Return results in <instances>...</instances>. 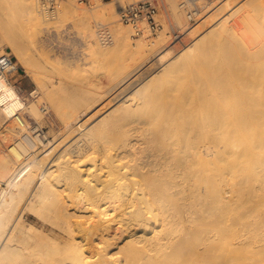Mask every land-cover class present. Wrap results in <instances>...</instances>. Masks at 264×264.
Wrapping results in <instances>:
<instances>
[{
    "label": "bare ground",
    "instance_id": "obj_1",
    "mask_svg": "<svg viewBox=\"0 0 264 264\" xmlns=\"http://www.w3.org/2000/svg\"><path fill=\"white\" fill-rule=\"evenodd\" d=\"M234 1H224V5L219 3L220 6L214 5L217 3L214 2L204 7L199 21L202 27L195 32L201 34L207 28L213 29L180 55L181 59L187 58L190 62L185 60L168 68L172 72L174 69H185L189 74L200 70V74L197 78L189 77L193 81L185 84L184 87L188 88H183L185 90L175 99L172 94L171 98L166 97L170 96L167 95L169 90L173 91L171 85V89L167 87V93L163 89L166 104L169 103H162L164 95L156 100L158 104H164L163 108L155 107V103L152 105L150 102L154 100H144L133 107L130 99L112 110L105 120L108 123H102L103 117L101 122L91 127V124H71L76 111L65 113V124L61 129L62 152L44 172H40L44 168L43 160L32 159L34 155L28 146L16 137L9 152L18 165L29 164L26 166L31 167L27 172L20 167L22 171L17 172L15 179L11 171L18 167L10 165L14 161L3 158V164L0 163L1 176L5 170L9 171L10 179L2 178L7 179L11 190L0 202V264L13 260L10 253L18 255L24 250L19 244L26 241L30 245L27 249H36L37 254L32 255L38 258L24 259L26 262L19 264H37L38 260L41 264H114L115 255H121L120 252L123 257H117L123 258L122 264H163V260L173 261L174 258L176 261L180 258L179 252L184 249L183 240L195 231L187 224L197 226L206 220L212 222L210 229L206 226L203 245L205 249L215 246L216 250L230 251V259L223 264H238L235 255L239 246L256 233L260 234L258 238L264 244V61L257 60L262 52L264 54V42L261 41L263 51L260 55H256L259 50L255 49L259 43L256 35L264 32V20L261 22L259 18L260 12L264 13V3L262 0H251L232 13V16L240 13L238 17L242 25L251 29L257 42L254 51L250 45L252 35L247 32L249 30L240 33L244 26L236 29L228 19L219 20ZM75 2L65 0L59 11L61 17L58 23L70 10L79 14L74 9ZM32 3L34 1L26 5ZM169 3L172 20L177 24H189L178 0H170ZM34 10H31V15L35 14ZM121 11L122 6L119 15ZM111 14H116L113 6ZM31 15L30 20L27 17L30 22L41 24L38 14H35L37 17ZM53 16L56 19L57 12ZM259 22L262 29L258 26ZM122 27L116 23L113 29L116 38L109 45V51L107 46L100 45L98 31L89 27L86 40L99 58L126 48L132 56L145 54L148 44L141 40L137 44L131 43L130 31ZM2 30L0 17V36L2 34V38H6ZM245 32L249 34L247 41L250 39V43L243 41ZM182 36L181 33L177 38ZM164 38L162 33L156 41L159 49ZM226 42H237L238 52L242 51L239 49L245 50L247 54L244 55L247 60L250 58L249 61L223 59L195 62L197 53ZM9 43L18 51L15 40L11 39ZM231 46L218 49L231 54L235 51L237 55L234 46L233 49ZM3 52L0 51V54ZM251 57L256 58L253 60ZM16 58L17 64L33 77L31 63L28 65L21 55H16ZM6 92L7 98L2 105L6 104L0 110L4 121L19 124L14 127L8 125L16 134L20 135L24 130V112L28 111L36 121H42L44 113L35 102L31 105L24 102L13 86H9ZM94 94L95 98L87 100L88 104L105 98L98 91ZM87 103L84 104L85 109L90 107ZM146 106L149 109L152 106L150 113L145 112L149 110ZM36 139L42 146H47L38 136ZM85 162H92V165L88 167ZM22 187H26V194L32 191L29 199L32 209L42 200L44 205L47 204L49 213L45 220L52 224L46 233L33 240V236L24 235L17 217V220L14 219L18 206L13 201L21 197ZM69 198L73 205L80 207V211L90 212L91 215L87 214L86 219H76L78 216L71 212ZM114 245L118 251L112 254L109 249ZM181 258V264L188 260L185 254Z\"/></svg>",
    "mask_w": 264,
    "mask_h": 264
},
{
    "label": "rangeland",
    "instance_id": "obj_2",
    "mask_svg": "<svg viewBox=\"0 0 264 264\" xmlns=\"http://www.w3.org/2000/svg\"><path fill=\"white\" fill-rule=\"evenodd\" d=\"M25 1H27L28 3L34 1V3H32L31 5L29 4L28 6L26 5L27 2ZM41 1L42 3H40ZM45 1L46 0H0V17L3 23L2 32L3 36L6 35V38H2V34L0 36V39L2 38L3 40H6H4L3 42L1 39L0 51H4L2 54H11L12 56H14L16 61V55H21L24 59H26V62L28 61V65L29 62L31 63V65L29 66L33 67V69H30L33 71L34 76H30L26 72V70L18 64L21 68V71L17 74L16 78L20 81V86L24 90L26 103L31 105L33 104L32 102H35L34 104L41 109V113H44L42 114L44 115L42 121H36L30 114H28V111L26 110L27 112H24L25 115L22 114V117L24 118L26 124L24 125V130L20 133V135H18L12 130L13 128L9 127L12 125V127H14L16 123H12L11 121H4L5 119L0 110V163L3 164V158L6 161L9 159H12L14 161L10 165L12 167L16 166L18 167L17 169H19V171H17L16 168H13L11 171V176L15 177V179L18 175L17 172L19 173L23 169H25L27 172V170L31 167L26 166L29 164H25L23 165V167L22 165H18L15 162L13 155L9 152V147L15 142L16 137L20 138L23 141L22 136L26 131H28L29 128L39 127V130L44 136L42 140L47 143V146H42L39 143L36 148L32 149L27 145V143H25L24 141L23 142L33 153L32 156L34 155V158L31 156L32 159H34L35 161L43 160L42 162L44 163V168L41 169L40 172H44L48 171V169L53 165V161L62 152L64 144L62 143L63 131L61 129L64 128L63 124H65V113H68L72 110L76 111L73 118L75 120H73L71 124H91V127L94 124L101 122V119L103 117L104 121L102 123H108L105 120L110 115L112 110L115 109V107L122 106L125 101H129L130 99V103H134L133 107H137L138 104H142V101L144 100H146L147 102L154 100L153 102H150L152 103V105L153 103H155V107L157 106L159 107V109H161V107L163 108L164 104L162 106L161 103L158 104L156 100H160V97L164 95L161 101L162 103L164 101L166 104V100L167 98H171V94L175 99V96H177L179 93L181 94L182 90H185L183 88H188V86L184 87V85L188 82L193 81L190 78H194V76H196L197 78L198 74H200V70H195L194 74H189L185 71V69H181L178 71L174 69L172 72V69L170 71L168 70V68L174 63L187 60V58L181 59L180 55H182L188 48L192 47L194 43L201 39L203 36L208 35L211 29H213V27L207 28L201 34H196L195 31L198 29V27H202V25L200 24L201 22H199L195 26H191L187 22H182L181 24L175 23V21L172 20L173 16L172 9H170V0H164L165 7L160 12L162 17L161 22L163 25V30L158 34H153L151 33L148 26L142 25L144 34L139 36H136V31L132 26L126 25L121 21L120 15L118 14L120 6H127L129 3L134 2L133 0H76L74 9H76L79 14H75L72 10H70V12L68 11L65 16L62 17L60 23H58L61 17V15H59V11L62 8V4L65 3V0H55L56 12L58 16L56 19L54 17V19L52 17L50 19L48 18L44 10ZM224 1L226 2L227 0H222V2L221 0L214 1L217 2L214 5H224ZM249 1L251 0H235L234 3L225 12L222 13V15L219 17V20L222 21L228 19L230 25L233 24L236 29H240L244 26L242 25L240 17H238V15L240 16V13L236 15L237 17L232 16V13L235 12L239 7L246 5L245 3ZM262 1L264 3V0ZM214 2L210 1L206 3V5ZM111 6L116 8L115 15L111 14ZM38 8L40 9V11H37ZM249 8L250 7L248 6V9ZM29 9H35L33 12H35V14H38L37 16L41 17V24H37L38 22L36 21H29V16L31 15V10ZM43 13L46 16L43 15ZM260 13L261 14L259 15V18L262 22L264 20V13ZM27 17L29 20L27 19ZM236 20L238 23H236ZM261 22L258 23V26L261 25ZM116 23H119L121 26H123L124 30L128 32L130 31L129 34L131 37L130 41L132 40L131 43L137 44V41L141 40L145 44H148L144 55L132 56L126 48V50L123 49L118 52L111 51V53L105 55L103 58H99L97 53L93 50L92 46H90L88 41L86 40L89 33L88 29L90 26H92L93 30L96 32V30L98 31L99 24H103L109 26L110 29L112 28L111 30L113 33V29ZM263 23L264 22H262V26H264ZM199 24L200 26H198ZM260 28L262 29V27ZM245 29H247L246 26H244L243 29L240 30V33L245 31ZM247 30H249L247 31L248 33H250L251 35L253 34L250 31L251 29L248 28ZM162 33L165 34V38L160 46L161 49H159V46L156 47V41L160 38V34ZM181 33L183 34V36L181 39H178L177 36ZM247 37L249 38V34L246 33L243 41L250 43V39L247 41ZM250 38H252L251 43H253H250V45L253 46L252 50H259V53H256V55H260V51H263L261 49V44H263L262 42H264V32L259 33V36L256 35V38H258L257 41H259L260 43H258V46L257 44H255L257 42H255L253 35L250 36ZM11 39L15 40V45L18 47V51H15L12 47V44L9 43L11 42ZM253 40L254 42H252ZM226 44H221L220 46L209 48L207 51L201 54L197 53L195 62H217L218 60L223 59H228L231 62L235 60L239 61L240 59L246 60L245 62L249 61L250 58H248L247 60V57L245 56L247 54L245 50L239 49L242 51L238 52L237 42H226ZM230 45L234 46L237 55L235 51L231 54L226 52L225 50L223 52L218 49L219 47H228ZM250 45L248 44V47H250ZM254 45H256L258 49L255 48L256 46ZM110 47L111 46H107L108 51ZM262 53L260 55L261 57L258 55L259 57L257 58L259 59L257 60H261L260 62L263 63L264 54L262 55ZM241 54L243 55L241 56ZM255 58L256 57L252 59L255 60ZM188 61L190 62V60H187L186 62ZM252 61L250 60V62ZM224 76L228 77L230 75L227 76L225 74ZM146 84L147 86H145ZM170 85L173 88V91L169 87ZM167 87L171 89L168 91L170 93H167ZM189 87L191 88V85ZM162 90L170 96H166V98V94L163 93ZM97 91L105 95V98H103L98 103L94 104L93 101L91 103L89 102L90 104H88L87 102L89 100H93L95 98L94 93H97ZM160 93L163 94L160 96ZM140 98H143V100H139ZM168 101L172 102L171 99H168ZM86 103L88 104L87 107L90 106L88 109H85L86 105L84 104ZM148 106H146L145 108L149 109ZM151 107L152 106H150L149 110H146L144 108L146 110L144 111H149L150 113V111H152ZM155 107H153V109H155ZM121 113H123V116L126 115L125 112ZM143 114L144 113H142V115ZM17 125L19 124H16V126ZM50 141L52 142V144ZM49 142L50 146L48 145ZM58 144L60 146H58ZM13 163L14 165H12ZM91 163L92 162H85L88 167L92 165ZM1 167L2 165L0 166V171H2ZM20 167H22V170H20ZM4 170L5 168H3V172ZM6 171L7 170H5L4 174L2 173V176L10 179V175L7 174L9 173V171ZM2 176L0 172V202H2L9 191H11L9 189L10 184L7 182V179L4 178V180ZM26 192V187H22L21 197L15 198V200L13 201L14 204L18 206V212L15 213L14 219H18V223L20 225V228L24 232V235L33 236V240V238L40 237L41 234L46 233V229L51 227L52 224L50 221L45 220L46 216L48 217L49 213L47 204L44 205V202L42 200L41 202L36 203L34 209H32L31 204L29 205V199L31 196L30 194H32V191H28L27 194ZM68 200V204L71 205L72 203L70 201H72V199L69 198ZM70 207L71 212L73 211V213L77 214L76 217H78L76 219H86L85 216L87 214L88 216L91 215L89 214L90 212L83 211V213L82 211H80V207H78V205L72 204ZM79 214L83 216H80ZM211 222L212 221L206 220L205 223H200L197 226H195L194 224H187V227H193L195 228V231L191 233L188 238L183 240L184 249L182 250V252H179L180 258L182 257V254H185L186 258H188L187 256H191V258H188V260L184 262V264H223L224 262L227 263L230 259V251H219L215 249V246H210L211 248L205 249L203 245V238H206V226H208V229H210L209 225L211 224ZM259 235L260 234L256 233L255 236H252L250 239H248L247 242L239 246L238 251L235 255V259L237 260L238 264H264V244H262L261 240L258 238ZM19 245L24 248V250L18 252V255H16V253H10L13 260L8 262L7 264H19L26 259L28 261L38 258L35 257L36 255H32L37 254L36 249H27V247H30V245L27 244V241L20 243ZM109 251H111L112 254H115L117 253L118 249H116V245H114L109 249ZM120 254L121 255H115L116 261L114 262L116 263L113 262L114 264H122L123 258H120L122 256V253L120 252ZM117 255L120 257H117ZM180 258L177 259L178 261H175L174 258L173 261L163 260L162 263L181 264L180 262L182 258ZM38 261L39 262L36 263L41 264L40 260Z\"/></svg>",
    "mask_w": 264,
    "mask_h": 264
},
{
    "label": "built area",
    "instance_id": "obj_3",
    "mask_svg": "<svg viewBox=\"0 0 264 264\" xmlns=\"http://www.w3.org/2000/svg\"><path fill=\"white\" fill-rule=\"evenodd\" d=\"M113 1V0H112ZM180 8L186 13L188 22L194 26L201 20L203 12L205 11L206 3L214 2L217 0H178ZM45 12L50 17H54L56 13L55 0H46ZM165 7L164 0H138L129 3L127 6H122L120 14L121 21L129 26H132L136 31V36L143 35L144 31L142 25L149 27L151 33L158 34L163 30L161 10ZM98 40L104 46H109L114 42V35L112 30L107 25H100L98 27ZM21 71L20 66L17 64L14 56L11 54H0V107L2 102L7 98L6 89L13 86L19 96L26 102L24 97V90L20 86V81L16 78L17 74ZM8 102V100H7ZM43 139L44 136L39 130V127H31L26 131L22 139L27 145L34 149L39 145L36 137Z\"/></svg>",
    "mask_w": 264,
    "mask_h": 264
}]
</instances>
